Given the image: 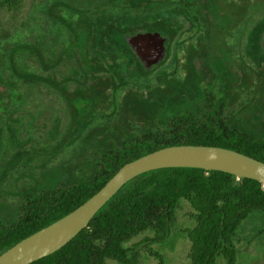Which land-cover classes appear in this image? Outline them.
Segmentation results:
<instances>
[{
	"label": "trees",
	"instance_id": "trees-1",
	"mask_svg": "<svg viewBox=\"0 0 264 264\" xmlns=\"http://www.w3.org/2000/svg\"><path fill=\"white\" fill-rule=\"evenodd\" d=\"M23 8L24 0H0L16 22L0 34V142L40 143L67 167L51 190L21 197L12 225L0 223V254L84 203L124 164L161 148L217 146L264 163V141L239 126L242 100L256 92L243 61H264V0H43L30 15ZM138 31L169 38L151 80L124 40ZM234 39L242 40L240 61L232 60ZM78 97L96 117L106 111L108 122L93 126L86 115L48 124L47 107L61 115ZM81 135L98 146L82 176ZM183 203L193 222L183 232L190 264H236L241 226L264 216V184L197 168L140 174L65 246L30 264H139L128 243L147 232L164 242Z\"/></svg>",
	"mask_w": 264,
	"mask_h": 264
},
{
	"label": "rangeland",
	"instance_id": "rangeland-1",
	"mask_svg": "<svg viewBox=\"0 0 264 264\" xmlns=\"http://www.w3.org/2000/svg\"><path fill=\"white\" fill-rule=\"evenodd\" d=\"M43 0H24L25 15L32 14V6L38 5ZM50 2V0H48ZM68 12V10H65ZM128 21V20H126ZM16 26L10 11L0 10V34L3 31H11ZM126 25L121 21L115 25V29H123ZM163 35V34H162ZM240 48H235L232 55L233 61H240L238 53ZM245 72L253 78L252 97L242 100L239 118L241 131L247 133L259 141H264V61L254 62L250 58L243 61ZM135 69L136 66H134ZM155 67V66H154ZM162 65L150 70L149 74H142L144 78L156 77L160 74ZM142 78V77H141ZM261 92H258L257 89ZM241 91H249L248 87L241 86ZM255 93V94H254ZM258 94V95H257ZM72 106L62 109L61 115L54 113L47 107L46 115L49 125L55 129L65 125V121H82L88 115L93 126L107 123V113L101 112L96 117V112L84 108L86 99L76 98ZM77 122V123H78ZM79 128V127H78ZM82 135H84L82 133ZM81 135L78 139L79 175L88 173L94 168V160L98 156L96 139H85ZM80 137V133L79 136ZM35 136H33V140ZM0 223L5 226L12 225L18 218V208L21 197L24 194L36 195L42 191L51 190L59 181V172L65 171L67 164L61 165L59 157L53 154V149H41L40 143L28 146L25 149H17L7 142L6 138L0 142ZM14 152L20 156H13ZM77 173V174H78ZM191 209L187 203L182 204L176 217L175 230L161 242L152 233H145L132 239L128 246L133 247L138 253L139 264H158L161 260L167 264H190L191 243L183 233L193 225L188 214ZM146 239V241H144ZM173 241V243H170ZM237 248L236 264H264V216L250 217L241 226L235 241ZM219 260L218 264H221ZM114 264V263H113Z\"/></svg>",
	"mask_w": 264,
	"mask_h": 264
},
{
	"label": "water",
	"instance_id": "water-1",
	"mask_svg": "<svg viewBox=\"0 0 264 264\" xmlns=\"http://www.w3.org/2000/svg\"><path fill=\"white\" fill-rule=\"evenodd\" d=\"M143 68L149 71L162 62L169 38L155 31H138L124 37ZM164 168H197L218 171L264 184V163L217 146L164 147L124 164L104 185L77 208L23 238L0 254V264H30L65 246L94 215L131 179Z\"/></svg>",
	"mask_w": 264,
	"mask_h": 264
},
{
	"label": "flooded vegetation",
	"instance_id": "flooded-vegetation-1",
	"mask_svg": "<svg viewBox=\"0 0 264 264\" xmlns=\"http://www.w3.org/2000/svg\"><path fill=\"white\" fill-rule=\"evenodd\" d=\"M32 10H33V6H32ZM187 25H188V23L186 22L185 23V26L187 27ZM184 26V25H183ZM189 42V41H188ZM195 42V40L193 39L192 40V43H194ZM233 43H234V46L235 47H238V48H240V46H241V44H242V40H240V39H234L233 41H232ZM183 52H181L180 54H179V56H181V54H182ZM183 55V54H182ZM208 57H211V55H209V51H208V54L206 55V59H208ZM212 76V74L209 72V71H207V72H205V79L206 80H208L210 77Z\"/></svg>",
	"mask_w": 264,
	"mask_h": 264
}]
</instances>
